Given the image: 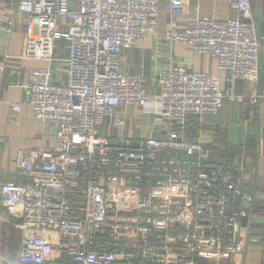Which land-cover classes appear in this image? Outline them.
I'll use <instances>...</instances> for the list:
<instances>
[{
  "label": "built area",
  "instance_id": "1",
  "mask_svg": "<svg viewBox=\"0 0 264 264\" xmlns=\"http://www.w3.org/2000/svg\"><path fill=\"white\" fill-rule=\"evenodd\" d=\"M70 1L17 6L20 58L47 64L29 70L22 89L37 120L54 128L50 149L18 153L22 182L0 184V224L21 233L18 263L232 261L243 251L240 222L255 200H264V187L256 196L243 192L230 167L213 162L201 137L188 134L190 123L237 100V81H257L250 0H226L234 19L197 16L180 30L172 18L186 15L190 0H167L163 42L215 59L226 76L221 89L217 78L170 61L154 70L153 92L121 56L156 33L157 1ZM4 31L0 26V36ZM257 100L253 94L250 103ZM1 104L14 116L21 111V104Z\"/></svg>",
  "mask_w": 264,
  "mask_h": 264
},
{
  "label": "crops",
  "instance_id": "2",
  "mask_svg": "<svg viewBox=\"0 0 264 264\" xmlns=\"http://www.w3.org/2000/svg\"><path fill=\"white\" fill-rule=\"evenodd\" d=\"M159 18L155 34L135 48L122 52L121 65L131 72L141 74L146 87L152 91V76L156 68L172 62H185L191 72H202L217 78L224 89L226 73L215 59L194 54L186 45H167L164 33L170 29L167 0H156ZM19 0H0V26L5 31L0 36V99L21 104V111L13 115L6 104L0 105V184L21 183L16 173V158L21 150H46L54 143L53 126L37 120L22 86L26 84L29 70L46 68L42 61L21 59L24 34L23 16L17 11ZM253 22L259 39L258 78L255 84L237 81L234 93L237 100L224 101L215 116H204L190 123L189 137H201L210 151L212 161L227 165L243 192L257 195L264 187V0H250ZM218 15L221 20L236 18V12L226 0H190L187 14L176 15L175 27L180 30L184 22L197 16ZM11 24V26H10ZM9 29V30H8ZM56 55L64 58V42L56 43ZM2 67V68H1ZM57 66L58 70L62 67ZM65 74H62V81ZM258 97L252 105L250 98ZM250 213L240 222L239 240L243 251L232 261L219 264H264V200L257 199ZM0 215L4 216L0 201ZM21 233L7 223L0 224V264H19ZM202 264H211L199 260ZM200 262L198 264H200Z\"/></svg>",
  "mask_w": 264,
  "mask_h": 264
},
{
  "label": "rangeland",
  "instance_id": "3",
  "mask_svg": "<svg viewBox=\"0 0 264 264\" xmlns=\"http://www.w3.org/2000/svg\"><path fill=\"white\" fill-rule=\"evenodd\" d=\"M72 4H73V1L71 0V1H70V5H72ZM145 122H146V119L144 118V119L142 120V125H145V124H146Z\"/></svg>",
  "mask_w": 264,
  "mask_h": 264
},
{
  "label": "trees",
  "instance_id": "4",
  "mask_svg": "<svg viewBox=\"0 0 264 264\" xmlns=\"http://www.w3.org/2000/svg\"><path fill=\"white\" fill-rule=\"evenodd\" d=\"M227 166V165H226ZM200 261H198V263H199ZM200 264H202L201 262H200Z\"/></svg>",
  "mask_w": 264,
  "mask_h": 264
}]
</instances>
